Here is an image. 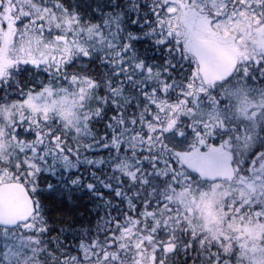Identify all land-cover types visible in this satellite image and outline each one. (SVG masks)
Segmentation results:
<instances>
[{
    "label": "snow or ice",
    "instance_id": "obj_1",
    "mask_svg": "<svg viewBox=\"0 0 264 264\" xmlns=\"http://www.w3.org/2000/svg\"><path fill=\"white\" fill-rule=\"evenodd\" d=\"M0 264H264V0H0Z\"/></svg>",
    "mask_w": 264,
    "mask_h": 264
}]
</instances>
